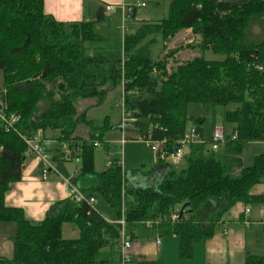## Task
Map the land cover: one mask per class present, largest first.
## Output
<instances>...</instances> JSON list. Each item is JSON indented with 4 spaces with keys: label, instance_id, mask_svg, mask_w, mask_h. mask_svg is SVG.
<instances>
[{
    "label": "trees",
    "instance_id": "trees-1",
    "mask_svg": "<svg viewBox=\"0 0 264 264\" xmlns=\"http://www.w3.org/2000/svg\"><path fill=\"white\" fill-rule=\"evenodd\" d=\"M138 10L126 15L123 58L114 60L93 46L104 40L95 31L107 21L104 8L91 20L63 23L45 13L44 0H0V108L18 118L10 128L0 120V224L16 226L14 257H0V264H121L123 228L86 202L98 196L119 218L124 213V232L132 242L175 236L182 260L192 258L195 244L207 243L232 222L227 216L236 205L264 202L251 195L264 183V154L252 166L243 163L246 145L264 142V40L246 37L252 22L264 25V0H169L165 15L154 20L138 19ZM185 30L201 38L186 48L202 54L169 71V61L183 47L169 50L168 44ZM207 52L221 59L208 60ZM119 88L124 111L136 120L125 131L126 141L152 135L166 139L165 149L173 153L190 130L202 137L204 120L188 116L191 103L222 107L231 132H225L218 150L191 144L179 166L158 159L168 171L157 185L130 186L121 148L104 138L111 127L87 120V110L78 113L76 105L93 100L100 106ZM81 125L89 128L88 139L77 135ZM38 133L55 144L57 170L80 160L78 174L68 180L86 201H59L44 220L32 221L22 209L7 206L5 197L10 185L22 180L31 155L25 139ZM95 144L109 155L101 171ZM66 224L77 228L78 237L63 238ZM128 264L163 263L132 259ZM244 264H264V256L249 254Z\"/></svg>",
    "mask_w": 264,
    "mask_h": 264
},
{
    "label": "crops",
    "instance_id": "crops-1",
    "mask_svg": "<svg viewBox=\"0 0 264 264\" xmlns=\"http://www.w3.org/2000/svg\"><path fill=\"white\" fill-rule=\"evenodd\" d=\"M124 2L129 3L126 0H44V10L46 14L55 18L58 22L72 23L91 20L100 8L113 6V12H106L107 21L112 19L114 23H120L115 26L116 30L120 32L126 20L122 9ZM104 26V23H99L95 26L96 33L103 39L105 37L100 33V29L103 30ZM0 92H2L1 88ZM201 136L203 144L210 142L211 138H205L204 128ZM124 141H126L125 131ZM187 150L189 153V149ZM28 158L30 159L29 163L27 161ZM27 159L23 169L22 180L10 185L6 193L5 202L9 207L22 209L29 220L42 221L55 203L72 198L68 179L78 174L79 166L77 169H71L70 166L74 161L78 162L80 160L73 159L65 162L58 170L55 164L54 167L58 173L52 172L47 178H43L39 160L33 155H28ZM181 163L173 164L169 162V164L174 166H179ZM167 171V166L158 162L157 159V163L151 171L147 173H129L126 175L125 180L128 185L133 187L155 186L163 179ZM251 195L264 197V183L254 186L251 189ZM96 211L105 218L98 209ZM241 214H244L242 219H240ZM105 219L107 220V218ZM231 219H233L232 222L225 225L224 229L207 243L195 244L193 256L189 260H179L178 241L175 236L172 239H162L160 246L156 244V241H152V245H149L151 242H132L130 255L132 259L152 261L162 259L163 264H169L168 256L171 253L174 255V261L176 258L178 264H244L247 255H259L251 251L252 247L262 242L264 238V202L253 206L239 207L238 213ZM107 221L110 222L109 220ZM15 234L16 226L14 224H0V257L8 260L13 259V238Z\"/></svg>",
    "mask_w": 264,
    "mask_h": 264
},
{
    "label": "rangeland",
    "instance_id": "rangeland-1",
    "mask_svg": "<svg viewBox=\"0 0 264 264\" xmlns=\"http://www.w3.org/2000/svg\"><path fill=\"white\" fill-rule=\"evenodd\" d=\"M137 1V0H136ZM139 1V0H138ZM142 2V1H140ZM147 6L145 8H138V19H146V20H154L161 18L165 15L167 5L169 4V0H164V3L161 5H157L154 0L146 1ZM126 16V15H125ZM126 19V18H125ZM125 22V21H124ZM104 23L103 30L100 29V33L103 34L105 39L102 42L95 43L93 46L99 48L100 52L109 54L112 59H122L123 58V33L125 24L122 25V30L119 32L116 30L115 26L120 23H114V20H109ZM102 23V24H103ZM246 37L249 41L261 42L264 40V25L261 22H252L249 29L247 30ZM201 38L193 34L192 30H185L178 33L175 38L168 44L169 50H174L180 47L181 50L175 56V61L170 60L167 69L171 71L173 67L177 64L185 63L193 60L195 57H199L202 53L199 49H190L186 48L187 45H196L200 43ZM206 59L208 60H219L221 59L219 56L213 55L211 52H207L205 54ZM3 87V75L0 71V88L2 90ZM123 90L122 88L117 89L114 92L109 93L106 101L100 105L95 106V101L93 100H79L76 102L78 107V113H82L87 110L86 118L90 121H95L100 125L107 123L111 128L108 129L104 138L107 142H112V144L116 143L121 148L122 161H123V173H147L153 169V166L157 163V155L154 153L152 148L148 146V144L143 141L140 137L134 140H124V131L121 129L122 127V105H123ZM188 116L194 119H203L204 120V131L205 138H212L214 132L218 128H224L225 132H231V128L228 125H225L223 122V108L222 107H214L212 105H204L199 103H191L188 106ZM130 127L126 126V129ZM188 130L193 128L192 123H189ZM77 135L82 137L83 139H88L90 137V130L86 126H79L77 130ZM49 141V140H46ZM51 142V141H49ZM54 143H51L50 153L54 147ZM209 149L211 148L210 142L208 141ZM264 154V142L262 143H250L246 145L243 153V163L244 166H252L255 157ZM52 156V154H51ZM108 159V154L104 150V148L96 150V170L101 171L105 166V161ZM28 163L30 159H27ZM27 163V164H28ZM40 163V161H39ZM55 166V164L53 163ZM81 166L80 161H74V163L70 166L71 169H77V167ZM98 209L110 222L119 221L122 216L119 218L117 210L111 207L102 197H97L96 204L94 206ZM239 207L241 205H236L227 216L231 221L235 214L238 213ZM74 228V229H73ZM74 230V232H72ZM78 237L77 228L66 224L64 225L63 238L64 239H72ZM264 237V234H263ZM165 239H172V237H168ZM178 241V258L180 261H185L180 258L179 247L180 241L177 237H175ZM149 245H152V241H150ZM253 253L264 255V238L262 242L255 244L252 247ZM161 255V254H160ZM177 253L175 254L176 257ZM169 264H178L174 255L169 254L168 256ZM162 260V259H161ZM183 263V262H181Z\"/></svg>",
    "mask_w": 264,
    "mask_h": 264
},
{
    "label": "built area",
    "instance_id": "built-area-1",
    "mask_svg": "<svg viewBox=\"0 0 264 264\" xmlns=\"http://www.w3.org/2000/svg\"><path fill=\"white\" fill-rule=\"evenodd\" d=\"M128 2H124L122 5V9L124 11V14H130L133 11V8H145L147 4L145 2H140L136 0H126ZM105 12L111 13L114 10L113 6H105L104 7ZM0 120L3 121L7 128H10L15 124L18 120L15 116H7L5 113H3L2 109L0 108ZM136 120L131 115V113H126L123 109L122 105V127L121 129L125 131L126 126L134 123ZM232 137L235 139L236 134L232 135ZM150 148L154 151V153L157 155V159L163 161V162H170L173 164H179L181 163L184 158L188 154L189 146L191 144H203L200 136L195 132L194 129L187 132L182 140L178 142L179 147L173 152L168 153L165 149V144L167 142L166 139L162 141L153 140L152 135H148L147 139L144 140ZM28 151L31 155L35 156L40 161V167H41V176L43 178H47L48 175L52 172L58 173L56 168L53 165L52 162V156L50 153V147L51 143L49 141L43 140L42 134L38 133L37 135L25 139ZM124 141V140H123ZM225 143V130L224 128H218L211 140L210 145L213 150H218L223 144ZM96 148H100L99 144H95ZM107 166H110V163H108ZM71 188V197L75 199L78 202L86 201V198L84 195L74 186L70 184ZM89 205H94L96 200L94 198H91L90 200H87ZM172 220L175 221L178 218V215L176 213L172 214L171 216ZM118 223L122 226V240L120 244V254H121V264H128L132 260V256L130 255V250L132 249V241L126 236L124 232L125 227V216L124 213L122 214V218L118 221ZM160 238H157L156 244L158 246L161 245Z\"/></svg>",
    "mask_w": 264,
    "mask_h": 264
},
{
    "label": "water",
    "instance_id": "water-1",
    "mask_svg": "<svg viewBox=\"0 0 264 264\" xmlns=\"http://www.w3.org/2000/svg\"><path fill=\"white\" fill-rule=\"evenodd\" d=\"M188 207V205H184L180 211V217L184 215L185 209Z\"/></svg>",
    "mask_w": 264,
    "mask_h": 264
}]
</instances>
